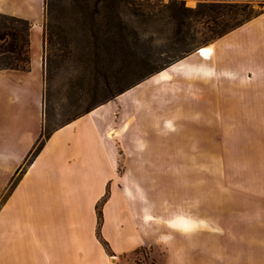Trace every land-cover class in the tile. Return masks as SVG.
<instances>
[{
  "label": "crops",
  "instance_id": "0c3cea01",
  "mask_svg": "<svg viewBox=\"0 0 264 264\" xmlns=\"http://www.w3.org/2000/svg\"><path fill=\"white\" fill-rule=\"evenodd\" d=\"M0 13L31 23L29 70H0V264H264V205L225 201L216 210L214 198L199 201L160 235L152 190L113 188L101 226L113 256L97 236L96 213L121 149L127 179L148 180L145 128L159 117L209 118L206 129L192 122L175 130L200 159V134L213 132L217 115H235L239 100L264 102V12L117 96L126 120L106 110L111 100L56 128L27 166L44 127L45 0H0ZM235 85L250 90L233 95Z\"/></svg>",
  "mask_w": 264,
  "mask_h": 264
},
{
  "label": "rangeland",
  "instance_id": "374dc122",
  "mask_svg": "<svg viewBox=\"0 0 264 264\" xmlns=\"http://www.w3.org/2000/svg\"><path fill=\"white\" fill-rule=\"evenodd\" d=\"M148 1L156 5L170 3L176 8H180L182 4L188 8H195L200 2L214 0ZM221 1L240 4L220 7V13L215 15L216 23L207 16H198L192 20V34L199 47L214 42L215 39L209 38L216 31L234 25L244 18L245 15L236 13V11L242 12L241 10L245 9L244 5L251 4L249 8L253 13L264 9V3L258 1ZM249 8L245 10L249 11ZM52 11V18L45 15L44 20L43 126L45 134L84 114L102 99L105 92L98 66L87 62L89 57V51L85 46L87 39L76 17L71 16L70 1H54ZM151 38L155 39L156 36L149 32L143 35L138 47L143 54L149 51ZM152 45L160 49L165 48V43L163 45L161 41H155ZM168 55L169 53H163L161 57L166 58ZM118 84L111 83L109 89L115 91ZM248 90L250 88L245 85H235L232 87V94L239 96L241 93L246 94ZM172 93L174 94L175 91L167 92V94ZM112 101L114 104L106 110L111 111L115 108L116 116L120 118V115L124 113L122 120H126L125 106L119 109L121 101L116 97ZM168 106L169 111L176 108L174 101H169ZM232 109L235 115L215 117L214 130L209 133L205 130L209 119L207 117L177 118L169 115L159 117V127L154 122L151 126L147 125L145 131L148 134L146 141L149 147L144 152L150 167L148 166L146 181L127 179V156L121 149L115 175L108 182L105 195L97 205V218L101 216V225L100 227L99 224L97 225V236L101 235V226L104 222L103 208L111 198L113 188L127 189L134 186L136 189L144 187L152 190L150 199L153 209L156 210H154L156 222L153 224L163 228H160L163 230L160 235L164 234V231L171 235L169 229L165 230L164 224L172 223L176 218L192 213L191 209L199 210L197 206L200 204L199 201L201 204L211 205L214 204V198L216 210L225 201L232 205H238L242 201L247 210H253L255 205H264V102L253 101L250 98L246 101L239 100L235 102V105L233 104ZM211 119L213 118H210V121ZM192 122L198 128H205L199 140L201 160L192 154V143L189 137L175 135L176 129L191 127ZM184 135L187 134L184 133ZM122 138L123 136H119L116 141L119 144L124 143ZM209 155L213 157V164L206 162ZM135 175L138 178L141 176L137 171ZM208 190L214 192V196L209 194ZM159 202H162V208L157 206ZM101 240L107 243L105 246L101 241L106 252L113 256L108 242L103 238Z\"/></svg>",
  "mask_w": 264,
  "mask_h": 264
},
{
  "label": "trees",
  "instance_id": "16d2710c",
  "mask_svg": "<svg viewBox=\"0 0 264 264\" xmlns=\"http://www.w3.org/2000/svg\"><path fill=\"white\" fill-rule=\"evenodd\" d=\"M54 1L56 0H45V15L48 18H52ZM69 1L72 5L71 16L76 17L87 39V62L98 66V73L105 85L102 99L84 114L201 48L202 46L196 45L192 34L193 19L207 16L216 23L215 15L220 13V7L240 4L214 0L200 2L195 8H188L183 4L176 8L170 3L156 5L148 0ZM250 5L243 7L246 9ZM245 9L242 12L236 11L237 14L245 15L244 18L234 25L216 31L209 39L216 40L264 12V9L256 13L251 8L249 11ZM30 30L31 23L28 20L0 13V70H29ZM146 32L156 38L150 39L149 51L144 52V55L138 47ZM155 41H161L163 45L165 43V48L153 46ZM163 53H169L168 57L162 58ZM111 83H119L115 91L109 89ZM51 133L52 131L45 134L43 127L37 144L26 158L25 166L38 155ZM98 224L100 227V215ZM98 236L103 242L101 235Z\"/></svg>",
  "mask_w": 264,
  "mask_h": 264
},
{
  "label": "bare ground",
  "instance_id": "6f19581e",
  "mask_svg": "<svg viewBox=\"0 0 264 264\" xmlns=\"http://www.w3.org/2000/svg\"><path fill=\"white\" fill-rule=\"evenodd\" d=\"M111 135H112V134H111ZM113 260L115 261V259L111 257V258H110V262L113 263Z\"/></svg>",
  "mask_w": 264,
  "mask_h": 264
}]
</instances>
